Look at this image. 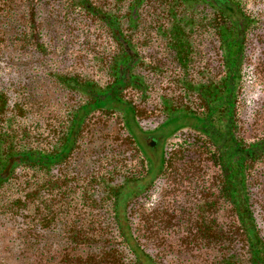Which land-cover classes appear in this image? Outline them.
<instances>
[{
  "label": "trees",
  "instance_id": "trees-1",
  "mask_svg": "<svg viewBox=\"0 0 264 264\" xmlns=\"http://www.w3.org/2000/svg\"><path fill=\"white\" fill-rule=\"evenodd\" d=\"M45 2L76 32L70 40L84 55L67 64L54 54V68L31 69L54 84L46 118L34 112L24 81L0 82V220L14 225L16 239H33L32 262L167 264L170 238L176 255L195 249L210 264H264L255 207L264 123L252 135L243 127L247 58L263 13L247 0H0L1 16L20 8L24 22L8 44L48 56L38 13ZM106 96L129 105L138 121L163 123L181 111L218 129L227 124L234 158L199 128L176 131L157 178L172 174L188 186L158 206L160 226L146 215L139 233L134 219L154 184L127 196L124 222L118 199L149 163ZM225 209L235 224L225 225ZM169 223L171 232L162 227Z\"/></svg>",
  "mask_w": 264,
  "mask_h": 264
},
{
  "label": "rangeland",
  "instance_id": "rangeland-1",
  "mask_svg": "<svg viewBox=\"0 0 264 264\" xmlns=\"http://www.w3.org/2000/svg\"><path fill=\"white\" fill-rule=\"evenodd\" d=\"M247 1L251 3L256 11L263 13L264 16V0ZM16 10L17 11L12 10L5 16L0 15V27L6 29V33L0 32V82L4 84H13L16 81H24L33 92L30 98L34 100L33 104H36L34 112L46 118L54 109V97H56L54 84L47 79L40 78L37 74L35 75L34 72L31 73V69L43 70L54 68V54H56L58 58L59 56H63V61L67 64L70 62L77 64L81 63V56L84 54L82 49L79 48L75 42L71 41L74 40L73 37H78L76 32L72 35L68 33L69 27L64 26L65 24L61 22L59 14H57L56 17L54 16V8L50 9L48 2L43 3L38 11L41 21V30L45 35L44 41L48 45L50 51L48 56L43 57L40 53L33 54V52L28 50L20 49L15 42L8 44L9 41L6 40L8 33L16 32L18 29L16 27L17 25H24L20 8ZM232 18L234 21H237V13L232 16ZM7 29H9L10 32ZM257 31L259 32L251 39L249 48L250 56L247 58L248 72L246 73L245 80L246 93L244 94L243 116V127L247 135H252L257 131H261V126L264 123V29L259 28ZM55 45L58 47V52L54 51ZM46 58L48 59L47 61H45ZM108 97L109 96H106L103 102L109 100L112 106H116L122 110L128 130L149 163L148 173L143 178L127 183L120 190L118 199L119 218L124 222L126 199L133 190L137 191L138 189H143L146 186L149 187L154 184L152 190L149 192L147 204L138 209V218L136 217L134 220L136 221L135 225L137 224V229L140 230L139 233H142V230L145 229L142 218L146 215L150 216V218L153 216L150 224L153 229H156L160 226L156 223L157 218L155 217L158 212V206L162 205L164 202L171 201L174 196L177 197L176 195L178 194L181 195L179 191H181L184 186H188L186 183L179 185L178 179L171 178L172 174L166 175L165 181H158L157 178L162 168L163 159L167 156L172 147L170 144L172 135L180 129L189 130V128H199L220 147L226 157L225 159L229 160L234 158V154L236 153L235 146L229 138L230 129L227 124L223 125L222 129H218L213 126L207 118L181 111L172 112L163 123H159L153 119L138 121L134 115L133 109L129 105L119 103V101L113 100V98L109 99ZM109 129H107V127L104 128L105 132ZM256 184V187H261V190L256 191L255 189V207L259 211V216L262 219L260 225L264 233V179L260 178ZM183 198L188 200L190 197L185 196ZM186 205L187 203L185 206ZM221 217L225 225L226 223L235 224L233 221L234 216L228 209H225ZM169 224L162 226L167 232H171L175 229L173 225ZM13 226L14 225L10 222L8 223L0 220V264H34L32 261L36 246L28 244L27 242L30 241L29 243H32L33 239H26L27 241L16 239L15 230L12 229ZM147 242L153 248H157L155 239H147ZM172 242L173 240L170 238L167 240V248L170 249L167 254H163L165 263L210 264L209 255L195 249H187V252L182 251L176 255L175 251L179 249L178 243L177 245H173ZM158 256L156 258H158Z\"/></svg>",
  "mask_w": 264,
  "mask_h": 264
}]
</instances>
